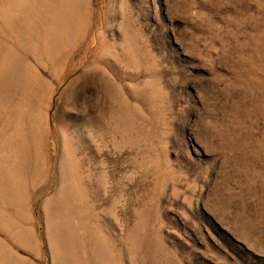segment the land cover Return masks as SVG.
Returning a JSON list of instances; mask_svg holds the SVG:
<instances>
[{"label":"rangeland","instance_id":"rangeland-1","mask_svg":"<svg viewBox=\"0 0 264 264\" xmlns=\"http://www.w3.org/2000/svg\"><path fill=\"white\" fill-rule=\"evenodd\" d=\"M0 264H264V0H0Z\"/></svg>","mask_w":264,"mask_h":264}]
</instances>
